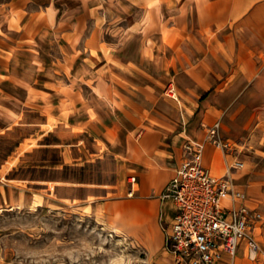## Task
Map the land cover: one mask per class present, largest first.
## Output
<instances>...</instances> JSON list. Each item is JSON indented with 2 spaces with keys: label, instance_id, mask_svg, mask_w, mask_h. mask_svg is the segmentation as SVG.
Masks as SVG:
<instances>
[{
  "label": "crops",
  "instance_id": "0c3cea01",
  "mask_svg": "<svg viewBox=\"0 0 264 264\" xmlns=\"http://www.w3.org/2000/svg\"><path fill=\"white\" fill-rule=\"evenodd\" d=\"M216 120L236 154L205 143L203 165L243 163L264 251V0H0V210L74 207L173 264L162 193ZM219 264L264 261L242 243Z\"/></svg>",
  "mask_w": 264,
  "mask_h": 264
},
{
  "label": "built area",
  "instance_id": "2783aa9c",
  "mask_svg": "<svg viewBox=\"0 0 264 264\" xmlns=\"http://www.w3.org/2000/svg\"><path fill=\"white\" fill-rule=\"evenodd\" d=\"M167 93L175 97L173 87ZM205 143L236 154L234 144L223 137L219 120L205 128L203 141L183 143L182 160L162 193L175 208L172 219L162 224L164 248L174 264H219L224 255L233 258L243 243L249 259L264 261L253 234L262 214L248 205L246 193L235 188L231 177L243 163L234 159L224 175H211L202 162Z\"/></svg>",
  "mask_w": 264,
  "mask_h": 264
},
{
  "label": "rangeland",
  "instance_id": "374dc122",
  "mask_svg": "<svg viewBox=\"0 0 264 264\" xmlns=\"http://www.w3.org/2000/svg\"><path fill=\"white\" fill-rule=\"evenodd\" d=\"M43 44L46 53L55 54L53 42ZM169 86L174 88L168 81L162 91L173 99L167 93ZM242 148L243 155L260 162L261 153ZM149 259L133 236L112 232L74 207L0 210V264H156Z\"/></svg>",
  "mask_w": 264,
  "mask_h": 264
}]
</instances>
